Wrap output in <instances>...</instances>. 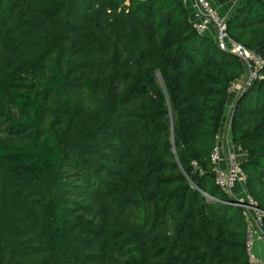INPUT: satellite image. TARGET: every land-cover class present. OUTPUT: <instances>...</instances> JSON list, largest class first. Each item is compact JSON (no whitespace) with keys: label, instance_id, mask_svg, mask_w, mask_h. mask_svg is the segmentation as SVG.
Here are the masks:
<instances>
[{"label":"trees","instance_id":"16d2710c","mask_svg":"<svg viewBox=\"0 0 264 264\" xmlns=\"http://www.w3.org/2000/svg\"><path fill=\"white\" fill-rule=\"evenodd\" d=\"M216 1L264 57V0ZM244 73L186 0H0V264H251L211 158ZM261 75L231 131L264 209Z\"/></svg>","mask_w":264,"mask_h":264},{"label":"built area","instance_id":"2783aa9c","mask_svg":"<svg viewBox=\"0 0 264 264\" xmlns=\"http://www.w3.org/2000/svg\"><path fill=\"white\" fill-rule=\"evenodd\" d=\"M191 20L200 34L212 36L220 49L237 56L245 66V73L239 80L233 82L229 89L230 98H233L234 102L229 112L226 111L219 140L211 158L216 173V184L231 197L226 202L242 207L246 213L248 223L246 249L249 260L251 264H264V260L255 253L256 242H264V209L259 207L247 191L248 176L242 167L244 151L234 145L229 135L223 140L224 128L228 130L232 128V114L238 97L249 90L254 80L262 76L264 57L230 35L229 16L218 9L214 0H194ZM239 185L243 189L236 193Z\"/></svg>","mask_w":264,"mask_h":264},{"label":"crops","instance_id":"0c3cea01","mask_svg":"<svg viewBox=\"0 0 264 264\" xmlns=\"http://www.w3.org/2000/svg\"><path fill=\"white\" fill-rule=\"evenodd\" d=\"M216 2V0H214ZM186 3H187V6H188V9L190 11V17L192 19V16H193V3H194V0H186ZM236 2H234V4H225V5H220L219 6H225L226 9H228L226 12L229 13V14H232L233 12H235V9H236ZM192 12V14H191ZM233 98H230L228 100V104H227V108H226V111L229 112V108L233 105ZM224 135H223V140L229 135L231 138H232V131L231 130H228L227 128H224ZM221 139V138H220ZM242 186L239 185L237 187V191L236 193H239L242 191ZM255 248H256V254L262 258L264 260V242L262 241H257L256 242V245H255Z\"/></svg>","mask_w":264,"mask_h":264},{"label":"rangeland","instance_id":"374dc122","mask_svg":"<svg viewBox=\"0 0 264 264\" xmlns=\"http://www.w3.org/2000/svg\"><path fill=\"white\" fill-rule=\"evenodd\" d=\"M234 4V3H233ZM215 5L218 7V9L223 13V14H226V15H231V14H229V13H227L226 11L228 10V9H226L225 8V6L223 7H221V6H219V4H218V2L216 1L215 2ZM236 6V5H235ZM191 14H192V12H191ZM255 253H256V248H255ZM257 255V254H256ZM258 256V255H257Z\"/></svg>","mask_w":264,"mask_h":264}]
</instances>
